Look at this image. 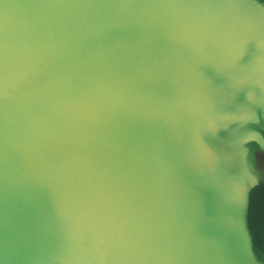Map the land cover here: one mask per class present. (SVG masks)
I'll list each match as a JSON object with an SVG mask.
<instances>
[{
  "label": "water",
  "instance_id": "water-1",
  "mask_svg": "<svg viewBox=\"0 0 264 264\" xmlns=\"http://www.w3.org/2000/svg\"><path fill=\"white\" fill-rule=\"evenodd\" d=\"M0 264H264V0H0Z\"/></svg>",
  "mask_w": 264,
  "mask_h": 264
},
{
  "label": "snow or ice",
  "instance_id": "snow-or-ice-1",
  "mask_svg": "<svg viewBox=\"0 0 264 264\" xmlns=\"http://www.w3.org/2000/svg\"><path fill=\"white\" fill-rule=\"evenodd\" d=\"M245 55L246 54L243 52V49H242V43L237 44L232 51L233 58H236V59H239L240 61H243L245 58Z\"/></svg>",
  "mask_w": 264,
  "mask_h": 264
}]
</instances>
